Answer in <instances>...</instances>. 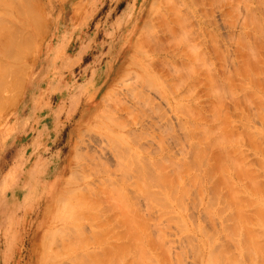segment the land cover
I'll return each mask as SVG.
<instances>
[{
  "label": "rangeland",
  "instance_id": "374dc122",
  "mask_svg": "<svg viewBox=\"0 0 264 264\" xmlns=\"http://www.w3.org/2000/svg\"><path fill=\"white\" fill-rule=\"evenodd\" d=\"M12 2L14 7L10 0L0 1V23L12 28L11 31L0 24L5 28L3 33L0 26V39L16 43L17 38L13 37L18 34L22 37V33L23 38L28 34L30 39L27 36L23 41L18 37L20 44L11 45L15 51L16 48L23 52L27 49L28 53L22 52L24 60L20 63L16 61L20 55L17 59L15 51L11 54L13 58L6 57L10 48L2 45L4 40L0 42V47L5 48H0L5 53L2 59L0 57L1 66L4 63L12 69V65H21L16 68L20 70L19 75L15 73L16 79L8 80L9 87L6 82L4 97L0 93V104H3L0 105V264H264V151H260L262 146L264 150V107L259 103V98L264 100V0ZM31 40L34 46L30 42L31 47H21ZM256 48L258 53L254 51ZM113 49L116 54L107 76L99 78ZM12 70L13 73L15 70ZM96 76V87L91 92ZM221 85L225 91L219 89ZM209 89L214 92H208ZM257 105L262 107V112ZM129 137L134 140L129 141ZM113 139L129 150H124L121 144L115 146ZM205 148L204 158L208 160L201 155ZM224 149L229 151L228 155ZM133 154H140L145 164L151 160L163 161L160 163L164 171L172 167L171 161L176 167L181 166L182 171L177 172L183 178L178 181H184L178 185L189 189H183L189 193L183 197L184 203L183 200L178 202L179 186L174 202H166L165 208L161 207L163 210L157 207L159 204L152 203L155 205L152 209L150 202L153 200L148 199L149 202L137 186L136 165L130 169V159H137ZM182 164L186 165L185 169ZM219 165L226 166L228 175L222 171L225 166L220 169ZM172 168L168 167L170 171ZM195 173L201 177L196 175L195 179ZM170 174L175 179L180 177L171 172L165 175L171 177ZM185 180L188 181L185 183ZM155 185L152 183L153 192L165 193ZM97 195L100 199L95 198ZM83 200L91 205L90 210L81 205ZM92 200L97 204L101 202L100 211L91 209L94 205L98 207ZM124 200H129L128 209L122 203H126ZM81 207L84 212L85 208L92 211L87 215L93 213L94 216L89 215V220L84 218L83 211L76 210ZM163 211H171L167 213L171 218ZM135 212L142 220H131ZM132 214L134 216L128 219ZM80 224L86 228L79 229ZM63 225L71 227L74 235L69 227L64 231ZM75 226L77 230L74 231ZM78 237L83 238L80 241Z\"/></svg>",
  "mask_w": 264,
  "mask_h": 264
},
{
  "label": "bare ground",
  "instance_id": "6f19581e",
  "mask_svg": "<svg viewBox=\"0 0 264 264\" xmlns=\"http://www.w3.org/2000/svg\"><path fill=\"white\" fill-rule=\"evenodd\" d=\"M0 1H1V0H0ZM10 1H11L10 4L14 7L15 4L12 2V0H10ZM15 1H16V0H14V2H15ZM20 2H21V1H20ZM27 2H29V1H26V4H27ZM12 3H13L14 5H13ZM29 3H30V2H29ZM22 4H24V2H23ZM16 7H17V6H16ZM16 7H15V8H16ZM22 8H23V7H22ZM24 9H25V8H24ZM27 9H28V7H27ZM29 9H30V8H29ZM31 9H32V8H31ZM21 10H22V9H21ZM32 10H33V9H32ZM14 11H15V10H14ZM16 11H17V9H16ZM22 11H23V10H22ZM26 11H28V10H26ZM34 11H35V10H34ZM34 11H33V12H34ZM6 12H7V11H6ZM17 12H18V11H17ZM4 13H5V12H4ZM18 13H21V11L18 12ZM0 14H1V12H0ZM21 14H22V13H21ZM35 14H37V13H35ZM1 15H2V14H1ZM3 16L6 17V15H4V14H3ZM7 16H9V15H7ZM20 16H22V15H20ZM23 16H24V15H23ZM26 16H27V15H26ZM33 16H34V13H33ZM35 17L37 18L36 15H35ZM9 18H10V17H9ZM23 18H25V16H24ZM13 19H14V18H13ZM25 19H26V18H25ZM34 19H35V18H34ZM254 19H255V18H254ZM6 20H7V19H6ZM14 20H16V19H14ZM1 21H2V20H1ZM254 21H255V20H254ZM6 22H7V21H6ZM16 22H19V21H16ZM19 23H20V22H19ZM255 23H256V22H255ZM0 24H3V23H0ZM8 24H9V23H8ZM256 24H257V23H256ZM10 25H11V23H10ZM19 25H20V24H19ZM35 25H36V24H35ZM259 25H260V23H259ZM0 26H1V28H2L3 26H5L6 29H7V28H10V27L7 26L6 23H5V25L3 24V26H2V25H0ZM14 26H15V25H14ZM254 26L256 27V25H254ZM261 26H262V25H261ZM21 27H22V26H21ZM24 27H25V25H24ZM27 27H28V25H27ZM258 27H259V26H258ZM1 28H0V31H1ZM16 28H17V27H16ZM36 28H37V27H36ZM259 28H260V27H259ZM262 28H263V27H262ZM3 29H5V28H2V31H4L3 33H5V30H3ZM11 29H12V28H10L9 30H11ZM255 29H256V28H255ZM13 30H14V29H13ZM256 30H257V29H256ZM6 31H7V30H6ZM11 31H12V30H11ZM11 31H9V32L11 33ZM19 31H20V30H19ZM36 31H37V30H36ZM261 31H262V30H261ZM261 31H260V32H261ZM9 32L7 31V33H9ZM14 32H15V30H14ZM38 32H39V31H38ZM256 32H258V31H256ZM263 32H264V31H263ZM12 33H13V32H12ZM27 33H28V32H27ZM241 33H242V32H241ZM39 34H40V33H39ZM260 34H261V33H260ZM0 35H1V33H0ZM10 35H11V34H9V36H10ZM15 35H16V32H15ZM18 35H21V34H18ZM18 35H16L15 37H13V38H15V39L17 38V40L12 39L13 41L15 40V42L18 41V42H16V43L13 42L14 44L11 43V42H12L11 40H10V43H11V44H10L9 42H6V40H4V39L1 38L2 40L5 41V43H2V45H3L4 47H6V48L9 47V48H10L9 51H10V52L12 51V53H9V51H8V49H7V51H6V57H7V58H8V57H12L11 54H13V51H15V50H12L13 46H11V45H12V44L15 45V44L19 43V41L21 42V39H19V38H22L23 41H24V40H25L24 38H26V37L28 36V34H27V35L25 34L26 37L23 38V33H22V37H21V36H18ZM25 35H24V36H25ZM241 35H242V34H241ZM2 36H3V38L5 37V35H2ZM2 36H1V37H2ZM11 36H12V35H11ZM18 37H19V38H18ZM262 37H264V35H262ZM9 38H11V37H9ZM27 38L30 39V35H29ZM260 38H261V36H260ZM1 39H0V42H1ZM5 39H7V41H9L8 38H5ZM31 39H32V38H31ZM240 40H241V42H242V40H244V39L240 37ZM258 40H260V39H258ZM261 40H262V39H261ZM23 41H22V42H23ZM245 41H246V40H245ZM25 42H28V41H25ZM30 42H31V44H32V40H31V41H29L27 44L24 43V45H25V46H26V45H29ZM247 42H248V41H247ZM257 42H258V41H257ZM261 42H262V41H261ZM263 42H264V40H263ZM6 43H7V44H6ZM242 43H244V42H242ZM19 44H20V43H19ZM31 44L29 45L30 47H31ZM250 44H251V43H250ZM252 44H253V43H252ZM252 44H251V46H253ZM2 45H1V47H3ZM6 45H7V46H6ZM8 45H9V46H8ZM21 45H23V43H21ZM24 45L21 46V47H24V49H26L27 46L25 47ZM32 45H33V44H32ZM254 45H255V44H254ZM262 45H263V44H262ZM262 45H261V46H262ZM33 46H34V45H33ZM62 46H63V45H62ZM258 46H259V44H258ZM263 46H264V45H263ZM1 47H0V48H1ZM4 47H3V48H4ZM16 47H17V46H15V48H16ZM3 48H2V49H3ZM18 48H19V47H18ZM32 48L34 49V47H32ZM49 48H50V47H49ZM60 48H61V47H60ZM262 48H263V47H261V50H262ZM4 49H5V48H4ZM4 49H3V50H4ZM20 49H21V48H19V50H20ZM24 49H23V50H24ZM64 49H65V48H64ZM249 49H251V48L249 47ZM0 50H1V49H0ZM3 50H1L0 52H2ZM19 50H17V48H16V51H17V52L15 51L16 54L18 53L15 57L18 59L17 56L20 55L19 59H18V60L14 59V60H16L18 63H20V60L22 61V59H23V58H21V55H22V52H23V51L20 50V51H21V52H20ZM28 50H29V49H28ZM30 50H31V49H30ZM50 50H51V49H50ZM251 50H252V49H251ZM245 51H246V49H245ZM247 51H249V50H247ZM254 51H256V53H258V52H257V48H256V50L254 49ZM24 52L26 53V52H27V49L24 50ZM24 52H23V54H25ZM243 52H244V50H243ZM8 53H9V55H7ZM15 53H14V54H15ZM20 53H21V54H20ZM27 53H28V52H27ZM247 53H248V52H247ZM249 53H250V52H249ZM256 53H254V54H256ZM259 53H260V52H259ZM0 54H1L0 57H1V59H2V54H4V56H5V53L2 52V53H0ZM31 55H32V54H31ZM63 55H64V54H63ZM242 55H243V53H242ZM249 55L251 56V54H249ZM256 55H257V54H256ZM258 55H259V54H258ZM13 56H14V55H13ZM247 56H248V55H247ZM6 57H5V59H4V58H3V59L6 60ZM15 57H14V58H15ZM12 58H13V57H12ZM20 58H21V59H20ZM241 58H242V57H241ZM248 58H249V57H248ZM251 58H252V57H251ZM8 59H10V58H8ZM8 59H7V60H8ZM54 59H55V58H54ZM166 59H167V58H166ZM257 59H258V58H257ZM14 60H13L12 62H15ZM23 60H24V59H23ZM247 60H248V59H247ZM10 61H11V60H10ZM12 62H11V63H12ZM17 62H15V63H17ZM56 62H57V61H56ZM166 62H167V61H166ZM170 62H171V61H170ZM247 62H248V61H246V63H247ZM2 63H3V62H2ZM18 63H17V64H18ZM258 63H259V62H258ZM260 63H262V62H260ZM107 64H108V63H107ZM170 64H171V67H172V66H173V65H172V62H171ZM237 64H238V63H237ZM11 65H12V64H11ZM168 65H169V64H168ZM247 65H249V64H247ZM6 66H7V65H6ZM14 66H15V65H14ZM14 66L12 65V69L15 70V71L13 72V73H14V76H13V73L11 72V71H13V70L10 69L11 66H9L10 68H7V67H5L4 63H3V66H1V61H0V91H1L0 93H1V94L3 93V91H6V89H7L6 86H7V85H8V87L10 86L9 82H10V81H13V79L15 78V73H16V75H19V74H20V73L17 74L18 72H20V70H19V69H16V68H19L21 65H20V66L16 65L17 67H14ZM22 67H24V66L22 65ZM251 67H252V66H251ZM254 67H255V66H254ZM238 68H239V67H238ZM240 68H241V67H240ZM245 68H246V67H245ZM249 68H250V67H249ZM20 69H21V72H23V69H22V68H20ZM235 69H236V68H235ZM235 69H234V71L236 72ZM246 69H247V68H246ZM16 70H18V71H16ZM241 70H242V69H241ZM241 70H240V71H241ZM251 71H252V70H251ZM260 71H261V70H260ZM247 72H248V71H247ZM10 73H11L12 75H10ZM236 73H237V72H236ZM240 73H241V72H240ZM148 74H149V73H148ZM230 74H231V73H230ZM241 74H242V73H241ZM248 74H249V72H248ZM8 75H9L10 77H8ZM98 75H99V78H103V74H102V73H99ZM98 75H97V76H98ZM149 75H150V74H149ZM170 75H171V74H170ZM233 75H234V73H233ZM238 75H240V74L238 73ZM256 75H257V74H256ZM258 75H259V73H258ZM97 76L95 77L94 82H93V84L91 85V88H90V90H89V91H91V92H92V89H93L94 87H96V82H97L96 79H97ZM236 76H237V74H236ZM236 76H235V77H236ZM240 76H241V75H240ZM242 76H243V75H242ZM244 76H245V75H244ZM249 76H250V75H249ZM7 77H8L9 79H7ZM11 77H12V78L14 77V78H13L12 80H10ZM151 78H152V77H151ZM169 78H170V76H169ZM207 78H208V77H207ZM213 78H214V77H213ZM245 78H246V77H245ZM15 79H16V78H15ZM172 79H173V78H172ZM214 79H215V78H214ZM8 80H10V81H8ZM18 80H19V79H18ZM22 80H23V79H22ZM168 80H169V79H168ZM249 80H250V79H249ZM252 80H253V79L251 78V81H252ZM232 81H233V80H232ZM232 81H231V82H232ZM254 81H255V80H254ZM6 82H7V85H6ZM14 82H15V81H14ZM171 82H172V81H171ZM171 82L169 83L170 86H171V84H172ZM217 82H218V81H217ZM229 82H230V81H229ZM243 82H244V81H243ZM261 82H262V81H261ZM159 83H160V82H159ZM162 83H163V82H162ZM249 83H250V82H249ZM19 84H21V80H20ZM140 84H141V83H140ZM149 84H150V83H149ZM167 84H168V83H167ZM233 84H234V82H233ZM209 85H210V83H209ZM222 85H223V84H222ZM222 85H221L220 87H222ZM230 85H232V84L230 83ZM254 85H255V83H254ZM4 86H5V88H4ZM86 87H87V86H86ZM232 87H233V86H232ZM256 87H257V85H256ZM3 88H4V89H3ZM18 88H19V87H18ZM147 88H148V87H147ZM147 88H146V89H147ZM154 88H155V87H154ZM211 88H212V87H211ZM214 88H215V87H214ZM217 88H218V87H217ZM245 88H246V87H245ZM262 88H263V87H262ZM171 89H172V87H171ZM173 89H174V88H173ZM192 89H193V87H192ZM192 89H191V91H192ZM219 89H223V91H225V88H223V87H222V88H219ZM219 89H217V90H219ZM246 89H247V88H246ZM147 90H148V89H147ZM210 90L213 91V89H209V91H208V90H207V91L210 92ZM243 90H244V88H243ZM7 91H8V90H7ZM207 91H206V92H207ZM221 91H222V90H221ZM232 91H233V89H232ZM170 92H171V91H170ZM173 92H174V91H173ZM213 92H214V91H213ZM213 92H212V93H213ZM230 92H231V91H230ZM263 92H264V91H263ZM171 93H172V92H171ZM174 93H175V92H174ZM174 93H172V94H174ZM189 93H190V92H189ZM217 93H218V92H217ZM217 93H216V94H217ZM233 93H234V92H233ZM143 94H144V90H143ZM190 94H191V93H190ZM190 94H188V95H190ZM209 94H210V93H208V95H209ZM220 94H223V93H220ZM231 94H232V93H231ZM234 94H236V93H234ZM3 95H4V94H2V96H3ZM144 95H145V94H144ZM182 95H183V94H182ZM213 95H215V93H213ZM228 95H229V94H228ZM191 96H192V95H191ZM218 96L220 97L219 94H218ZM218 96L215 95V97H218ZM225 96H226V95H225ZM230 96H232V95H230ZM0 97H1V95H0ZM3 97H4V96H3ZM3 97H2V98H3ZM5 97H6V96H5ZM194 97H195V96H194ZM215 97H214V98H215ZM222 97H223V96H222ZM238 97H239V96H238ZM8 98H9V97H8ZM188 98H189V97H188ZM220 98H221V97H220ZM258 98H259V97H258ZM263 98H264V97H263ZM0 99H1V98H0ZM13 99H14V98H13ZM145 99H147V97H145ZM192 99H193V98H192ZM217 99L220 100L219 98H217ZM217 99H216V100H217ZM234 99H235V98H234ZM234 99H233V100H234ZM245 99H246V98H245ZM6 100H7V99H6ZM71 100H72V99H71ZM235 100L238 101L239 99L237 98V99H235ZM148 101H149V99H148ZM190 101H191V100H190ZM221 101H222V100H221ZM176 102H177V101H176ZM218 102H219V101H218ZM242 102H243V100H242ZM0 103H1V100H0ZM9 103H10V101H9ZM213 103H214V102H213ZM259 103H260V105H261L262 107H264V100H263L262 98H259ZM4 104H5V103H4ZM11 104H12V103H10V104H8V105H11ZM128 104H129V103H128ZM247 104H249V103H247ZM0 105H1V104H0ZM131 105H132V104H131ZM167 105H168V104H167ZM175 105H176V104H175ZM175 105H174L173 108H176ZM213 105H214V104H213ZM250 105H251V104H250ZM250 105H249L248 107H250ZM1 106H3V104H2ZM177 106H178V105H177ZM182 106H183V105H182ZM252 106H253V104H252ZM257 106H258V109H259V107H260V110L262 109L261 106H259V105H257ZM135 107H136V106H135ZM135 107H134V108H135ZM179 107H180V106H179ZM9 108H10V107H9ZM128 108H129V107H128ZM177 108H178V107H177ZM185 108H187V107H185ZM185 108H184V109H185ZM214 108H215V107H214ZM3 109H4V107H3ZM125 109H126V111H127V108H126V107H125ZM131 109H132V108H131ZM180 109L183 110L182 107H181ZM180 109H179V110H180ZM240 109H241V107H240ZM249 109H250V108H249ZM263 109H264V108H263ZM263 109L261 110V112L263 111ZM122 110H123V109H122ZM137 110H138V109H137ZM185 110H186V109H185ZM128 111H129V110H128ZM170 111H171V110H170ZM248 111H249V110H248ZM255 111H256V110H253V112H255ZM124 112H125V110H124ZM129 112H130V111H129ZM174 112H175V111H174ZM240 112H241V111H240ZM258 112H259V111H258ZM126 113H127V112H126ZM126 113H125V114H126ZM131 113H132V112H131ZM249 114H251V112H249ZM255 114H256V113H255ZM255 114H254V115H255ZM242 115H243V113H242ZM245 115H246V114H245ZM191 116H192V115L190 114V117H191ZM215 116H216V115H215ZM243 116H244V115H243ZM243 116H242V117H243ZM257 116H258V114H257ZM186 117H187V115H186ZM237 117H238V116H237ZM262 117L264 118V116H262ZM262 117H260V118H262ZM209 118H211L210 115H209ZM238 118H239V117H238ZM254 118H256V117L254 116ZM193 119H194V118H193ZM244 119H245V118H244ZM252 119H253V118H252ZM121 120H122V119H121ZM195 120H196V119H195ZM212 120H213V119H212ZM253 120H254V119H253ZM254 121H255V120H254ZM254 121H253V122H254ZM256 121H258L257 118H256ZM263 121H264V120H263ZM210 122H211V121H210ZM216 122H217V121H216ZM117 123H118V122H117ZM122 123L124 124V121H123V122L121 121L120 124H122ZM187 123H188V121H187ZM123 124H122V125H123ZM188 124H189V123H188ZM241 125H242V124H241ZM197 126H198V125H197ZM217 126H218V125H217ZM217 126H216V128H217ZM248 126H249V125H248ZM120 127H121V126H120ZM194 127H196V125H194ZM213 127H215V126H213ZM199 128H200V126H199ZM203 128H204V127H203ZM208 128H209V127H208ZM250 128H251V126H250ZM210 129H212V127H210ZM213 129H215V128H213ZM217 129H218V128H217ZM254 129H255V128H254ZM206 130H207V129H206ZM249 130H250V129H249ZM249 130H248V132H249ZM215 131H216V130H215ZM215 131H213V132H215ZM198 132H199V131H198ZM262 132H263V131H262ZM115 133H116V132H115ZM211 133H212V132H211ZM216 133H217V131H216ZM118 134H119V133H118ZM185 134H186V133H185ZM191 134H192V133H191ZM213 134H214V133H213ZM213 134H212V135H213ZM186 135H188V134H186ZM256 135H258V134L256 133ZM208 136H209V135H208ZM242 136H243V135H242ZM206 137H207V136H206ZM253 137H254V136H253ZM255 137H256V136H255ZM258 137H261V136L259 135ZM109 138H110V136H109ZM129 138H130V137H129ZM207 138H208V137H207ZM209 138H211V136H209ZM209 138H208V139H209ZM111 139H112V138H111ZM123 139H124V137H123ZM250 139H251V138H250ZM253 139H254V138H253ZM113 140H114V139H113ZM113 140H112V141H113ZM116 140H117V139H116ZM118 140H119V139H118ZM132 140H134V139L130 138L129 141H132ZM213 140H214V139H213ZM120 141H121V140H120ZM113 142H115V140H114ZM116 142H117V141H116ZM116 142H115V143H116ZM121 142H122V141H121ZM246 142H247V141H246ZM249 142H250V141H249ZM249 142H248V143H249ZM117 143H118V142H117ZM117 143H116V145H115V146H117V147H120L119 145H120V144H121V145L123 144V143H120V142H119L120 144L118 145ZM124 143H125V142H124ZM237 143H238V142H237ZM237 143H236V144H237ZM239 143H240V142H239ZM260 143H261V142H260ZM135 144H136V143H135ZM184 144H185V143H184ZM207 144H208V143H207ZM245 144H246V143H245ZM200 145H201V144H200ZM259 145H260V144H259ZM205 146H206V144H205ZM122 147H124V145H122ZM125 147H126V145H125ZM125 147H124V150H127V149L129 150V148H126V149H125ZM128 147H130V146L128 145ZM184 147H185V146H184ZM203 147H204V146H203ZM203 147H202V148H203ZM206 147H207V146H206ZM226 147H227V146H226ZM249 147H250V146H249ZM262 147H263V146H262ZM262 147H261V149H260L261 152L264 151V150L262 149ZM191 148H192V146H191ZM223 148H224V147H223ZM117 149H118V148H117ZM200 149H201V148H200ZM210 149H211V148H210ZM210 149H209V150H210ZM215 149H216V148H214V150H215ZM228 149H229V148H228ZM228 149H227V150H228ZM234 149H235V148H234ZM237 149H238V148H237ZM251 149H252V148H251ZM139 150H140V149H139ZM198 150H199V149H198ZM224 150H225V149H224ZM239 150H240V149H239ZM244 150H245V149H244ZM142 151H143V150H142ZM189 151H190V150H189ZM193 151H194V150H193ZM199 151H200V150H199ZM207 151H208V150H207ZM236 151H237V150H235V152H236ZM260 151H259V153H260ZM120 152H121V151H120ZM129 152H133V151L130 150ZM143 152H144V151H143ZM182 152H183V151H182ZM202 152H203V151H202ZM225 152H226V150H225ZM227 152H229V151H227ZM227 152H226V153H227ZM244 152H245V151H244ZM256 152H257V151H256ZM121 153H122V152H121ZM136 153L138 154V152H136ZM139 153H140V152H139ZM194 153H195V152H194ZM196 153H197V152H196ZM199 153L201 154V152H199ZM206 153H207V152H206V148H205V153L201 154L203 158H204V156H205L204 154H206ZM226 153H225V154H226ZM124 154H126V153H123V157H124ZM137 154H135V155L133 154L134 157L137 158V159H133V160L130 159V162H131V164H132V165H131L132 168L130 167V169L133 170V168L135 167V166H134V164H135L136 167H137V168L135 167V168H136L135 170L138 171L136 174L139 173V175H138V176H139V182L137 181V182H138V183H137V186L140 187V190H141L142 194H143V195H144V194L146 195L145 198L147 197V198H146L147 200H148V199L153 200L152 202H150V200H148V201L150 202V204L152 205V206H151L152 209L154 208V207H153L154 204H152V203H155V204H157V205L159 204V205L157 206V207H159V208H161L162 206H163L162 208H165V207H164V204H165V206H166V202H167V203H168V202H172V201L174 202V198L176 197V193H175V192H177V190H178V188H176V187L181 186L180 183L182 184L181 181H182L183 179L180 180V181H178V179L183 178V177H181L182 174H181V175L179 174V172L182 171V170L180 171L181 166H178V165H177L178 167H176L175 164H174V161H173V164H172V161H171V164H170V165H171L173 168L170 167V166H168V167H169V168H172L173 170H174V167H175V169H176V168H177V169L174 170V171L172 170V171H173V172H172V171H170V170L168 169V167H167L168 170L165 169V171H164V168L161 167L162 164L160 163V162L163 163V161H157V160H151V161H150V160H149L150 163L147 161V164H145V163H143L142 161H145V162H146V160H141L142 157L140 158V157H139L140 154H139V155H137ZM260 154H261V153H260ZM119 155H120V154H119ZM121 155H122V154H121ZM195 155H196V154H195ZM221 155H223V154L221 153ZM227 155H228V153H227ZM227 155H226V156H227ZM129 156H130V155H129ZM131 156H132V153H131ZM191 156H192V154H191ZM218 156H219V155H217V157H218ZM224 156H225V155H224ZM254 156H255V155H254ZM120 157L122 158V156H120ZM120 157L117 158V159H120ZM134 157H133V158H134ZM195 157H196V156H195ZM228 157H229V156H228ZM183 158H184V157H183ZM200 158H201V157H200ZM203 158H201V159H203ZM206 158H207V157H206ZM206 158H204V159H206ZM232 158H233V157H232ZM122 159H123V158H122ZM122 159H121V160H122ZM124 159L127 160V157H126V158L124 157ZM124 159H123V160H124ZM143 159H144V158H143ZM146 159H147V158H146ZM160 159H161V158H160ZM186 159H187V158H186ZM221 159H222V157H221ZM230 159H231V158H230ZM121 160H119V161L121 162ZM128 160H129V159H128ZM128 160H127V161H128ZM147 160H148V159H147ZM173 160H174V159H173ZM206 160H208V159H206ZM206 160H205L204 162H206ZM215 160H216V159H215ZM223 160H224V159H223ZM233 160H234V159H233ZM257 160H258V159H257ZM257 160H256V162H257ZM119 161H117V162H119ZM127 161H126V162H127ZM153 161H154V162L156 161V162H155L156 164H155ZM211 161H212V160H211ZM216 161H217V160H216ZM224 161H225V160H224ZM224 161H223V162H224ZM229 161H230V160H229ZM231 161H232V160H231ZM258 161H259V160H258ZM260 161H261V160H260ZM123 162H124V161H123ZM152 162H153V163H152ZM158 162H159V163H158ZM253 162H255V161H253ZM256 162H255V163H256ZM148 163H149V164H148ZM175 163H177V162H175ZM215 163H216V162H215ZM220 163H221V162H220ZM234 163H236V162H234ZM257 163H258V162H257ZM126 164L128 165L129 162L126 163ZM126 164H125V165H126ZM144 164H145V165H144ZM178 164H179V163H178ZM202 164H203V163H202ZM208 164H209V163H208ZM223 164H224V163H223ZM261 164H263V163L261 162ZM121 165H122V164H121ZM163 165H164V164H163ZM173 165H174V166H173ZM182 165H183V164H182ZM233 165H234V164H231L232 167H233ZM235 165H236V164H235ZM256 165H259V163L256 164ZM118 166H119V164H118ZM118 166H117V169H118ZM155 166H156V167H155ZM185 166H186V165H183L182 169H183ZM193 166H195V165H193ZM193 166H190L189 168H192ZM201 166H203V165H201ZM201 166L199 167L200 169H201ZM204 166H205V165H204ZM222 166H223V165H221V167H220V165H219L220 169L222 168ZM224 166H225V165H224ZM224 166H223V167H224ZM237 166H238V164H237ZM237 166H236V168H237ZM124 167H125V166H124ZM153 167H155V170H154ZM164 167L166 168L165 165H164ZM179 167H180V169H179ZM195 167H196V166H195ZM197 167H198V165H197ZM215 167H218V166L215 165ZM215 167H214V168H215ZM186 168H187V167H186ZM211 168H212V167H211ZM225 168H226V166H225ZM225 168H224V170H225L226 172H225L224 170H222V171H223V173H225V174L227 173V175H228L229 172L227 171V168H226V169H225ZM130 169H129V166H127V170H128L129 172H130ZM137 169H138V170H137ZM184 169H185V168H184ZM216 169H217V168H216ZM220 169H219V172H221ZM222 169H223V168H222ZM124 170H126V169H124ZM124 170H122V171H123L122 173H125ZM132 170H131V171H132ZM166 170H167V171H166ZM178 170H179V172H177ZM191 170H192V169H191ZM195 170H196V169H194V171H195ZM136 171H135V172H136ZM168 171H169V172H168ZM175 171H176V172H175ZM183 171L185 172L186 170H183ZM199 171H201V170H199ZM166 172H167V173H166ZM170 172H171V173H175V175L177 174V176L179 175L180 177H179V178L177 177V179H175L176 177H175L173 174H172V175L170 174L171 177H169V176L167 177V175H169ZM186 172H187V171H186ZM236 172H237V170H236ZM233 173H234V172H233ZM253 173H254V172H253ZM131 174H132V173H131ZM134 174H135V173H134ZM165 174H167V175H165ZM187 174H189V173L187 172ZM193 174H194V173H193ZM213 174H214V173H213ZM225 174H224V175H225ZM112 175H113V174H112ZM124 175H125V174H124ZM126 175H127V174H126ZM196 175H198V174L195 173V179L197 178ZM236 175H238V173H237ZM172 176H173V178H172ZM258 176H259V174H258ZM261 176H262V175H261ZM128 177H129V174H128ZM192 177H194V175H193ZM198 177H201V175H198ZM224 177H225V176H224ZM226 177H228V176H226ZM226 177H225V178H226ZM125 178L127 179V177H125ZM229 178H230V177H228V179H229ZM257 178H258V177H256V180H257ZM262 178H264V177H262ZM126 179H125V180H126ZM193 179H194V178H193ZM118 180L120 181V179H118ZM125 180H124V181H125ZM175 180H176V182H175ZM220 180H221V179H220ZM225 180H226V179H225ZM128 181H129V180H128ZM183 181H184V180H183ZM187 181H188V180H187ZM187 181L185 180V183H186ZM189 181H190V180H189ZM196 181H197V180H196ZM196 181H195V182H196ZM218 181H219V180H218ZM218 181H217V182H218ZM257 181H259V180H257ZM178 182H180L179 185H178ZM192 182H193V181H192ZM219 182H220V181H219ZM223 182H224V181H223ZM230 182H231V180H230V181L228 180V182H227L229 186H231V185L229 184ZM262 182H263V181H262ZM152 183H153V185L156 184V185H155V187L157 186L156 188H159V189H160V188H161V189L163 188L165 191H164L163 189H162V191H163V193L165 192V193H164L165 196H164V194H162V193H160V195H159V192H160V191H157V192H158L157 194H156L155 192H153V191H152V187H151V186H152ZM176 183H177V184H176ZM185 183H184V184H185ZM198 183H199V182H198ZM231 183H232V182H231ZM259 183H260V182H259ZM114 184H115V183H114ZM123 184H124V183H123ZM130 184H133V183H130ZM135 184H136V183H135ZM138 184H140V185H138ZM184 184H183V185H184ZM237 184H238V183H237ZM260 184H261V183H260ZM262 184H263V183H262ZM108 185H111V184H108ZM115 185H116V184H115ZM185 185H186V184H185ZM196 185H197V184H196ZM198 185H199V184H198ZM77 186H78V185H77ZM77 186H76V187H77ZM111 186H112V185H111ZM111 186H110V187H111ZM116 186H117V185H116ZM134 186H135V185H134ZM137 186H136V187H137ZM158 186H159V187H158ZM102 187H103V186H102ZM155 187H154V188H155ZM193 187H194V186H193ZM231 187H232V186H231ZM77 188H78V187H77ZM104 188H105V187H104ZM179 188H181V189L179 190L180 192H177V193H180V194H179V197H180V195H182V196H181L180 198L178 197V200H179V201H178L177 198H176V201L180 202V200H183V203H184V201H185L184 198L186 197V194L188 195L189 193H186V191L184 192V190L187 189L186 187H182V186H181V187H179ZM71 189H72V188H71ZM109 189H110V188H109ZM161 189H160V190H161ZM183 189H184V190H183ZM234 189H235V188H234ZM259 189H260V188H259ZM104 190H105V189H104ZM118 190H119V188H118ZM154 190H155V189H154ZM188 190H189V189H187V191H188ZM191 190H192V189H191ZM237 190H238V189H237ZM119 191H120V190H119ZM131 191H132V190H131ZM155 191H156V190H155ZM162 191H161V192H162ZM181 191H182V192H181ZM192 191H193V190H192ZM261 191H262V190H261ZM107 192H108V193H107ZM183 192H184V193H183ZM193 192H194V191H193ZM263 192H264V189H263ZM91 193H92V192H91ZM97 193H98V192H97ZM106 193L108 194V195H107V196H108L107 198H109V193H110V191H108V189L106 190ZM111 193H112V192H111ZM195 193H196V192H195ZM93 194H95V192H94ZM115 194H116V192H115ZM115 194H114V196H115ZM184 194H185V195H184ZM256 194H257V193H256ZM82 195H83V194H82ZM95 195H96V194H95ZM118 195H119V193H118ZM120 195H122L121 192H120ZM120 195H119V196H120ZM123 195H124V197H125L126 194H123ZM161 195H163L164 197H162ZM192 195H193V194H192ZM197 195H198V194H197ZM91 196H93V195H91ZM241 196H242V195H241ZM253 196H254V195H253ZM98 197H99V199H100V195H97V197H95V198L98 199ZM112 197H113V196H112ZM133 197H134V196H133ZM135 197H136V196H135ZM139 197H140V196H139ZM183 197H184V198H183ZM193 197H194V196H193ZM254 197H255V196H254ZM257 197H258V196H257ZM68 198H69V197H68ZM83 198H84V197H83ZM115 198H119V197L116 196ZM191 198H192V197H191ZM93 199H94V198H93ZM111 199H112V198H111ZM125 199H126V198H125ZM127 199H128V198H127ZM130 199H132V198H130ZM133 199H134V198H133ZM189 199H190V197H189ZM214 199H216V198H214ZM246 199H248V198H246ZM246 199H244V200H246ZM263 199H264V198H263ZM114 200H115V199H114ZM114 200H113V201H114ZM116 200H118V199H116ZM135 200H136V198H135ZM191 200H193V199H191ZM198 200H199V197H198ZM238 200H239V199H238ZM252 200H253V199H252ZM71 201H72V200H71ZM100 201H101V200H100ZM120 201H121V200H119L118 202L120 203ZM124 201H126V203H125V202H122V203H123L124 207H125L126 209H128V207H130V206H129L130 204H129V202H128L129 200H128V201H127V200H124ZM136 201H137V200H136ZM136 201H135V202H136ZM200 201H201V200H200ZM214 201H215V200H214ZM222 201H223V200H222ZM239 201H240V200H239ZM246 201H247V200H246ZM253 201L257 202L256 199L253 200ZM72 202H73V201H72ZM83 202H84V203H81V205L84 204L83 207H86V208H88V209L90 210L89 207H91V205H90L88 202L86 203L85 200H83ZM92 202H94V201L92 200ZM115 202H116V201H115ZM118 202H117V203H118ZM127 202H128V203H127ZM130 202H131V201H130ZM193 202H195V201H193ZM242 202H243V201H242ZM258 202H259V201H258ZM258 202H257V203H258ZM63 203H64V202H63ZM79 203H80V202H79ZM90 203H91V202H90ZM94 203H95L98 207L96 208V206H95L94 204H92V205H94V206H92L91 209H93V210L96 211L97 209H99V207H100L102 204H100L101 202H98V204H97L96 201H95ZM124 203H125V204H124ZM131 203H132V202H131ZM195 203H196V202H195ZM237 203H238V202H237ZM239 203H240V202H239ZM74 204H75V203H74ZM110 204H111V202H110ZM113 204H114V203H113ZM113 204H112V205H113ZM126 204H127V205H126ZM132 204H133V203H132ZM132 204H131V205H132ZM168 204H169V203H168ZM174 204H175V203H174ZM176 204H177V202H176ZM180 204H181V203H180ZM189 204H190V203H189ZM217 204H218V203H217ZM75 205H76V204H75ZM78 205H79V204H78ZM86 205H90V206H86ZM112 205H111V206H112ZM119 205H120V204H119ZM133 205H134V204H133ZM135 205H136V203H135ZM160 205H161V206H160ZM68 206H69V205H68ZM76 206H77V205H76ZM76 206H75V207H76ZM79 206H80V205H79ZM111 206H108V207H111ZM148 206H149V205H148ZM154 206H155V205H154ZM175 206H176V205H175ZM77 207H78V206H77ZM83 207H81V210H78V209H76V210H77V211H80V212L83 211V213H81V214H82V215L84 214V215H83L84 218L91 217V216H89V215H93V213H92V214L90 213L89 215H87V212L89 213V212H92V211H89L88 209L85 208V212H84V210H82V209H84ZM113 207H114V206H113ZM117 207H118V206H117ZM117 207H116V208H117ZM124 207H123V208H124ZM138 207H139V206H138ZM167 207H168V206H167ZM262 207H263V206H262ZM94 208H96V209H94ZM144 208H145V207H144ZM162 208H161V209H162ZM171 208H172V207H171ZM176 208H177V207H176ZM109 209H110V208H109ZM117 209H118V208H117ZM130 209H132V207H131ZM149 209H150V208H149ZM161 209H160V211H161ZM180 209H181V208H180ZM74 210H75V209H74ZM76 210H75V211H76ZM87 210H88V211H87ZM110 210H112V208H111ZM110 210H109V211H110ZM120 210H121V209H120ZM124 210H125V209H124ZM162 210H163V209H162ZM184 210H185V209H184ZM187 210H188V209H187ZM189 210H190V209H189ZM232 210H233V209H232ZM241 210H242V209H241ZM243 210H244V209H243ZM70 211H72V210H70ZM99 211H100V209H99ZM117 211H119V210H117ZM125 211H128V212H129V210H125ZM130 211H131V210H130ZM132 211H134V209H132ZM132 211H131V213H132ZM138 211H139V209H138ZM178 211H179V209H178ZM203 211H204V210H203ZM246 211H247V210H246ZM246 211H245V212H246ZM65 212H66V211H65ZM65 212H63V213H65ZM80 212H79V213L77 212V213H78V216H79ZM128 212H127V213H128ZM139 212H140V211H139ZM145 212H146V211H145ZM250 212H251V211H250ZM261 212H262V211H261ZM72 213H73V212H72ZM127 213H126V215H127ZM135 213H136V212H135ZM141 213H142V211H141ZM163 213H164V214L166 213V215L169 216L170 214H167V213H171V211H170V212H168V211H167V212L163 211ZM173 213H174V214H173ZM219 213H220V212H219ZM255 213H256V212H255ZM257 213H258V212H257ZM65 214H66V213H65ZM74 214L77 215L75 212H74ZM85 214H86V216H85ZM94 214H96V213H94ZM98 214H99V213H98ZM117 214H118V213H117ZM128 214H130V213H128ZM133 214H134V213H133ZM133 214L130 215L129 218H128V217H127V218L130 219V217L134 216ZM142 214H144V213H142ZM159 214H160V213H159ZM159 214H158V216H159ZM263 214H264V211H263ZM75 215H74V217H75ZM118 215H119V214H118ZM136 215H137V216H136ZM136 215H135L133 218H131V220L136 218L135 220L138 219V221H139V220L141 219L140 215H139V217H138V214H137V213H136ZM166 215H165V216H166ZM172 215H175V212H174V211H172ZM232 215H234V214L232 213ZM245 215H246V214H245ZM258 215H259V214H258ZM260 215H261V213H260ZM67 216H68V213H67ZM70 216H72V215H70ZM70 216H69V217H70ZM93 216H94V215H93ZM93 216H92V217H93ZM98 216H99V215H98ZM110 216H111V215H109V217H110ZM127 216H128V215H127ZM145 216H147V215H145ZM152 216H153V215H152ZM154 216H155V215H154ZM175 216L177 217V215H175ZM247 216H248V215H247ZM61 217H62V214H61ZM80 217H81V215H80ZM111 217H112V216H111ZM143 217H144V216L142 215V218H143ZM149 217H150V216H149ZM169 217H170V216H169ZM179 217H180V216H179ZM237 217H238V216H237ZM239 217H240V216H239ZM257 217H258V216H257ZM62 218H63V217H62ZM70 218H71V220H72L73 217H70ZM70 218H69V219H70ZM145 218H146V217H145ZM170 218H171V217H170ZM173 218H175V217H173ZM258 218H260V217H258ZM258 218H257V219H258ZM59 219H60V218H59ZM69 219H68V220H69ZM87 219H88V218H87ZM93 219H94V218H93ZM95 219H96V218H95ZM95 219H94V220H95ZM98 219H100V218H98ZM161 219H162V218H161ZM167 219H169V218H167ZM178 219H179V218H178ZM241 219H242V218H241ZM245 219H246V218H245ZM65 220H66V219H65ZM78 220L80 221L79 217H78ZM83 220H84V219H83ZM88 220H89V219H88ZM141 220H142V219H141ZM154 220H155V219H153V221H154ZM60 221H61V220H60ZM63 221H64V220H62V222H63ZM75 221H76V220H75ZM110 221H111V220H110ZM127 221H128V220H127ZM153 221H152V222H153ZM157 221H158V220H157ZM167 221H168V220H167ZM172 221H173V220H172ZM238 221H239V220H238ZM65 222H66V221H65ZM85 222H86V220H85ZM125 222H126V221H125ZM132 222H133V221H132ZM169 222H170V221H169ZM185 222H186V221H185ZM243 222H245L244 219H243ZM70 223H72V221H71ZM116 223H117V221H116ZM128 223H129V222H128ZM156 223H157V222H156ZM159 223H160V222H159ZM180 223H184V222H180ZM65 224H66V223H65ZM185 224H186V223H185ZM68 225L70 226V224H68ZM74 225H75V223H74ZM76 225L78 226V223H76ZM81 225H82V224H80L79 226H81ZM88 225H89V224H88ZM90 225H91V224H90ZM90 225H89V226H90ZM125 225H126V223H125ZM139 225H140V227H141V224H140V223H139ZM155 225H156V224H155ZM183 225H184V224H183ZM254 225H255V223H254ZM60 226H61V225H60ZM69 226H65V227H69ZM71 226H72V225H71ZM93 226H94V225H93ZM96 226H97V224H96ZM99 226H100V225H99ZM116 226H117V225H116ZM126 226H127V225H126ZM129 226H130V225H129ZM129 226H128V227H129ZM63 227H64V225H63ZM65 227L63 228V230H64V229H65V230H68V229H69V232L72 230V229H70L71 227H69L68 229L65 228ZM75 227H76V226H75ZM83 227H84V226H83ZM83 227L81 226L79 229H81V228H83ZM135 227H136V225H135ZM137 227H138V226H137ZM140 227H139V228H140ZM160 227H161V226H160ZM164 227H165V226H164ZM166 227H167V226H166ZM181 227H182V226H180V228H181ZM186 227H187V225H186ZM243 227H244V226H243ZM73 228H74V227H73ZM84 228H86V226H85ZM84 228H83V229H84ZM91 228H92V227H91ZM118 228H119V227H118ZM177 228H178V226H177ZM177 228H176V229H177ZM226 228H227V227H226ZM241 228H242V227H241ZM60 229L62 230V227H60ZM101 229H102V228H101ZM114 229H115V228H114ZM125 229H126V228H125ZM133 229H134V228H133ZM140 229H141V228H140ZM153 229H154V228H153ZM204 229H205V228H204ZM61 230H60V231H61ZM63 230H62V231H63ZM65 230H64V231H65ZM75 230H77V227H76V229L74 228V231H75ZM85 230H87V229H85ZM136 230H137V229H136ZM178 230H179V229H178ZM230 230H231V229H230ZM258 230H259V228H258ZM51 231H52V230H51ZM81 231L83 232L84 230H81ZM156 231H157V230H156ZM223 231H224V230H223ZM72 232H73V231H71V233H72ZM76 232L78 233V231H76ZM79 232H80V231H79ZM86 232H87V231H86ZM94 232H95V231H94ZM98 232H99V231H98ZM98 232H95V233L98 234ZM117 232H118V231H117ZM130 232H131V231H130ZM136 232H137V231H136ZM185 232H186V231H185ZM216 232H217V231H216ZM218 232H219V231H218ZM234 232H235V231H234ZM77 233H76V235H77ZM128 233H129V231H128ZM131 233H134V231L131 232ZM131 233H129V234H131ZM157 233H158V232H157ZM204 233H205V232H204ZM232 233H233V232H232ZM239 233H240V232H239ZM47 234H48V233H47ZM81 234L84 235V232L81 233ZM81 234H80V236H82ZM129 234H128V235H129ZM134 234L136 235V233H134ZM138 234H140L139 231H138ZM154 234H155V233H154ZM180 234H181V233H180ZM198 234H199V233H198ZM202 234H203V233H202ZM233 234H234V233H233ZM262 234H263V233H262ZM64 235H65V234H64ZM66 235H67V234H66ZM72 235H74V232H73ZM88 235H89V234H88ZM94 235H95V234H94ZM156 235H157V234H156ZM196 235H197V234H196ZM59 236H60V235H59ZM78 236H79V234H78ZM115 236H116V234H115ZM118 236H119V235H118ZM130 236H133V235H130ZM241 236H242V235H241ZM86 237H87V236H86ZM134 237H135V236H134ZM205 237H206V236H205ZM60 238H61V237H60ZM60 238H59V239H60ZM67 238H68V237H67ZM74 238H75V236H74ZM74 238H73V239H74ZM81 238H83V237H81ZM81 238L78 237V240H80ZM98 238H100V236H99ZM121 238H122V237H121ZM47 239H48V238H47ZM69 239H71V238H69ZM85 239H86V238H85ZM90 239H91V238H90ZM92 239H93V238H92ZM119 239H120V238H119ZM157 239H158V238H157ZM41 240H42V239H41ZM52 240H53V238H52ZM76 240H77V239L75 238V241H76ZM81 240H82V239H81ZM81 240H80V241H81ZM83 240H84V239H83ZM98 240L101 241V239H98ZM162 240H163V239H162ZM162 240H161V241H162ZM242 240H243V239H242ZM242 240H241V241H242ZM45 241H47V240H45ZM45 241H44V242H45ZM49 241H50V240H49ZM70 241H71V240H70ZM87 241H88V240H87ZM92 241H93V240H92ZM137 241H138V240H137ZM262 241H263V240H262ZM262 241H260L261 244H262ZM52 242H53V244L55 243V241H52ZM65 242H66V241H65ZM71 242H72V241H71ZM96 242H98V241H96ZM130 242H131V241H130ZM158 242H159V241H158ZM46 243H47V242H46ZM46 243H45V244H46ZM91 243H92V242H91ZM133 243H134V242H133ZM142 243H143V242H142ZM161 243H162V242H161ZM245 243H246V242H245ZM258 243H259V242H258ZM68 244H70V243H68ZM78 244H79V243H78ZM40 245H41V243H40ZM55 245H56V243H55ZM62 245H63V244H62ZM65 245H66V244H65ZM71 245H72V247H73V244H71ZM83 245H84V243H83ZM113 245H114V244H113ZM125 245H126V244H125ZM129 245H130V244H129ZM141 245H143V244H141ZM247 245H248V244H247ZM45 246H47V244H46ZM69 246H70V245H69ZM69 246H68V247H69ZM84 246H85V245H84ZM97 246H98V245H97ZM162 246H163V245H162ZM244 246H245V245H244ZM39 247H40V246H39ZM121 247H122V246H121ZM129 247H131V246H129ZM167 247H168V246H167ZM117 248H118V246H117ZM133 248H134V247H133ZM138 248H139V247H138ZM161 248H162V247H161ZM225 248H226V247H225ZM249 248H250V247H249ZM50 249H52V247H51ZM54 249H55V248H54ZM114 249L116 250L115 247H114ZM118 249H119V248H118ZM258 249H259V248H258ZM260 249H261V248H260ZM260 249H259V250H260ZM263 249H264V248H263ZM263 249H262V250H263ZM57 250H58V249H57ZM67 250H69V249H67ZM106 250H107V249H106ZM210 250H211V249H210ZM222 250H223V249H222ZM241 250H242V249H241ZM246 250H248V249H246ZM59 251H60V250H59ZM63 251H65V250L63 249L62 252H63ZM108 251H109V250H108ZM113 251H114V250H113ZM143 251H144V250H143ZM143 251H141V252H143ZM164 251H165V250H164ZM225 251H227V250H225ZM243 251H244V250H243ZM248 251H249V250H248ZM74 252H75V251H74ZM93 252H94V251H93ZM109 252H111V250H110ZM118 252H120V251L118 250ZM121 252L123 253V250H122ZM121 252H120V253H121ZM220 252H221V250H220ZM71 253H72V252H71ZM91 253H92V252H91ZM122 253H121V254H122ZM134 253H135V252H134ZM136 253H137V252H136ZM221 253H222V252H221ZM221 253H220V254H221ZM256 253H258V252L256 251ZM259 253H260V252H259ZM88 254H89V253H88ZM142 254H143V253H142ZM76 255H77V254H76ZM90 255H91V254H90ZM144 255H145V254H144ZM243 255H244V254H243ZM85 256H86V255H85ZM95 256H96V254H95ZM95 256H94V257H95ZM151 256H152V255H151ZM156 256H157V255H156ZM210 256H211V255H210ZM210 256H208V257H210ZM213 256H214V255H213ZM230 256H231V254H230ZM232 256H233V255H232ZM56 257H57V254H56ZM71 257H72V256H71ZM91 257H92V256H91ZM135 257H136V256H135ZM141 257H142V256H141ZM149 257H150V256H149ZM179 257H180V256H179ZM179 257H178V258H179ZM181 257H182V256H181ZM214 257H215V256H214ZM220 257H221V256H220ZM220 257H218V260H219ZM57 258H58V257H57ZM73 258H74V257H73ZM216 258H217V257H216ZM221 258H222V257H221ZM221 258H220V259H221ZM224 258H225V257H224ZM47 259H48V258H47ZM99 259H100V258H99ZM118 259H119V257H118ZM209 259H210V258H209ZM222 259H223V258H222ZM228 259H229V258H228ZM228 259H227V260H228ZM252 259H253V258H252ZM254 259H255V258H254ZM97 260H98V259H97ZM166 260H167V259H166ZM211 260H212V259H211ZM211 260H208V261H211ZM227 260H226V262H228ZM52 261H53V260H52ZM86 261H87V260H86ZM113 261H114V260H113ZM125 261H126V260H125ZM127 261H128V260H127ZM129 261H130V260H129ZM147 261H149V260H147ZM158 261H159V259H158ZM213 261H214V258H213ZM215 261H217V260H215ZM233 261L237 262V261L235 260V258H234ZM74 262H75V261H74ZM87 262H88V261H87ZM100 262H101V261H100ZM150 262H151V261H150ZM167 262H169V261H167ZM229 262H230V261H229ZM76 263H77V262H76ZM93 263H94V262H93ZM96 263H97V262H96ZM128 263H129V262H128ZM145 263H146V262H145ZM207 263H208V262H207ZM215 263H216V262H215ZM215 263H214V264H215ZM238 263H239V262H238ZM253 263H254V262H253ZM50 264H51V263H50ZM115 264H116V263H115ZM124 264H125V263H124ZM210 264H212V263H210ZM235 264H236V263H235ZM239 264H241V263H239ZM260 264H261V263H260Z\"/></svg>",
  "mask_w": 264,
  "mask_h": 264
},
{
  "label": "crops",
  "instance_id": "0c3cea01",
  "mask_svg": "<svg viewBox=\"0 0 264 264\" xmlns=\"http://www.w3.org/2000/svg\"><path fill=\"white\" fill-rule=\"evenodd\" d=\"M117 51V50H116ZM116 52H115V49L112 50V53H111V59L108 60L106 62V65L102 68V70L99 72V73H102L103 74V77H106L107 76V73L109 71V68H110V64L112 63V60H114V56H115ZM108 63V64H107Z\"/></svg>",
  "mask_w": 264,
  "mask_h": 264
}]
</instances>
